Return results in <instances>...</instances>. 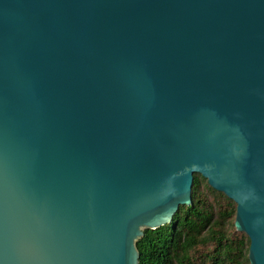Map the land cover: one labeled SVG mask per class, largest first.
<instances>
[{"label": "water", "instance_id": "water-1", "mask_svg": "<svg viewBox=\"0 0 264 264\" xmlns=\"http://www.w3.org/2000/svg\"><path fill=\"white\" fill-rule=\"evenodd\" d=\"M195 173L264 264V0H0V264H138Z\"/></svg>", "mask_w": 264, "mask_h": 264}, {"label": "trees", "instance_id": "trees-1", "mask_svg": "<svg viewBox=\"0 0 264 264\" xmlns=\"http://www.w3.org/2000/svg\"><path fill=\"white\" fill-rule=\"evenodd\" d=\"M191 196L171 222L144 229L136 241L138 264H249V238L234 226L235 202L199 173Z\"/></svg>", "mask_w": 264, "mask_h": 264}]
</instances>
